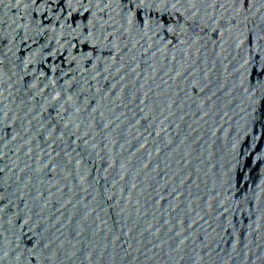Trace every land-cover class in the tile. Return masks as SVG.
<instances>
[{"label": "water", "instance_id": "95a60500", "mask_svg": "<svg viewBox=\"0 0 264 264\" xmlns=\"http://www.w3.org/2000/svg\"><path fill=\"white\" fill-rule=\"evenodd\" d=\"M0 264H264V0H0Z\"/></svg>", "mask_w": 264, "mask_h": 264}]
</instances>
